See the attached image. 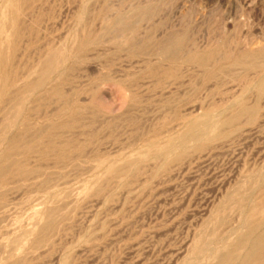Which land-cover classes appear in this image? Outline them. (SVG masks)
I'll return each mask as SVG.
<instances>
[{
  "label": "rangeland",
  "instance_id": "374dc122",
  "mask_svg": "<svg viewBox=\"0 0 264 264\" xmlns=\"http://www.w3.org/2000/svg\"><path fill=\"white\" fill-rule=\"evenodd\" d=\"M27 1L17 0L22 32L15 38L7 0H0V48L6 50L0 52L13 55L17 87L35 79L48 47L64 53L66 65L50 80L63 81L66 103L34 87L23 90L20 105L0 98V163L16 133L31 139L49 130L53 135L45 133L44 140L59 149L69 142V152L61 159L54 150L43 157L39 143L33 154L12 153L19 167L39 172L20 176L12 166L0 178V264H199L193 252L199 235L212 239L209 249L235 244L239 233L233 229H244L241 210L231 202L224 211L214 209L229 192L259 194L264 187V88L253 87L264 73V0ZM174 45L179 49L168 51ZM237 55L244 61L237 63ZM242 99L258 106L253 118L223 123ZM56 111H62L59 118ZM201 122L215 123L203 135L204 145L190 140L189 148H177L179 157H156ZM47 221L51 227L43 231Z\"/></svg>",
  "mask_w": 264,
  "mask_h": 264
},
{
  "label": "bare ground",
  "instance_id": "6f19581e",
  "mask_svg": "<svg viewBox=\"0 0 264 264\" xmlns=\"http://www.w3.org/2000/svg\"><path fill=\"white\" fill-rule=\"evenodd\" d=\"M133 1V0H132ZM26 2H28L27 0H26ZM87 2V1H86ZM79 3V2H78ZM66 4V3H65ZM23 5H25V4H23ZM7 6L9 7V10H10V13H11V21L13 22V27H14V32H13V36L16 38V37H18L20 34H21V23L19 22V10H20V6H19V4H18V2H17V0H7ZM88 6V5H87ZM146 6H148V5H146ZM1 7V6H0ZM35 7V6H34ZM96 8V7H95ZM143 8H146V7H142V9ZM153 8V7H152ZM1 9V8H0ZM2 10L4 11V9L2 8ZM6 10H7V8H6ZM141 10V9H140ZM148 10H149V6H148ZM8 11V10H7ZM138 11H139V8H138ZM137 11V12H138ZM154 11V10H153ZM135 12V11H134ZM142 12L144 13L145 12V9H143L142 10ZM6 13V12H5ZM140 13V12H139ZM150 13V12H149ZM2 14V13H1ZM77 14H78V12H77ZM133 14H135V13H132V18H134L135 17V15H137V14H135L134 16H133ZM6 16H7V13L5 14ZM10 15V14H9ZM21 15V14H20ZM88 15H89V13H88ZM141 15V14H140ZM4 16V15H3ZM80 16V15H79ZM129 16V15H128ZM2 19H3V17L2 16H0ZM83 17V16H82ZM127 16H125V18H126ZM137 17V16H136ZM21 18V17H20ZM101 18V17H100ZM138 18H140V17H138ZM144 18V17H143ZM5 19H7V17L5 18ZM5 19H4V21H5ZM107 19H108V17H107ZM123 19V18H122ZM122 19H120L121 21H122ZM9 20V19H8ZM36 20V19H35ZM126 20V19H125ZM129 20V19H128ZM127 20V21H128ZM2 22H3V20H1ZM80 21V20H79ZM113 21V20H112ZM131 21V20H130ZM134 21V20H133ZM135 21H138V20H135ZM7 22V21H6ZM5 22V23H6ZM61 22V21H60ZM81 22V21H80ZM129 22V21H128ZM11 23V22H10ZM28 23V22H27ZM0 24H1V22H0ZM73 24V23H72ZM109 24V23H108ZM111 24V23H110ZM121 24V23H120ZM125 24H126V21H125ZM131 24H133L134 25V23H131ZM130 24V25H131ZM4 25V24H3ZM3 25H1L0 26V31L1 30H4V28H3ZM114 25V24H113ZM127 25V24H126ZM129 25V24H128ZM28 26H29V24H28ZM116 26V25H115ZM104 27V26H103ZM131 27H132V25H131ZM6 28H8V27H6ZM115 28V27H114ZM134 28H136L135 27V25H134ZM112 29V28H111ZM110 29V30H111ZM33 30V29H32ZM105 30V29H104ZM136 30V29H135ZM134 30V31H135ZM38 31V30H37ZM118 31V30H117ZM128 32H129V30H127ZM127 31H125V33L127 32ZM2 32H4V31H2ZM72 32H75V31H72ZM83 32V31H82ZM105 32V31H104ZM114 33H115V31H113ZM119 32V31H118ZM122 32V31H121ZM120 32V33H121ZM124 32V31H123ZM64 33V32H63ZM77 33V32H76ZM125 33L124 34H122L124 37L126 36L125 35ZM4 34V33H3ZM72 34V33H71ZM74 34V33H73ZM111 34H112V32H111ZM126 34H128V33H126ZM129 34H130V32H129ZM129 34H128V36H127V40L129 39L128 37H130L131 36V34H130V36H129ZM8 35V34H7ZM9 35H11V34H9ZM74 35H76V34H74ZM77 35H78V33H77ZM76 35V36H77ZM2 36V35H1ZM4 36H6V34L4 35ZM13 36L11 37L10 36V38H13ZM72 36V35H71ZM87 35H85V37H86ZM100 36L102 37V35L100 34ZM112 36H113V34H112ZM134 36V35H133ZM133 36H131V37H133ZM20 37V36H19ZM63 37V36H62ZM78 37V36H77ZM77 37H75V38H77ZM82 37V36H81ZM93 37H95V36H93ZM96 37H98V36H96ZM114 38H111L112 40L113 39H115L116 37H115V34H114V36H113ZM119 37V36H118ZM123 37V38H124ZM61 38V37H60ZM74 38V39H75ZM122 37H121V39H123ZM179 38V37H178ZM7 39V38H6ZM28 39V38H27ZM78 39V38H77ZM82 39V38H81ZM86 39V40H85ZM85 39H83V43H84V41L86 42L87 41V37L85 38ZM89 39V38H88ZM101 38H99V40H100ZM133 39V38H132ZM131 38L129 39V40H131V41H133ZM174 39V42H176V44H177V41L176 40H178V39H176V38H173ZM176 39V40H175ZM1 40H3V39H1ZM0 40V41H1ZM95 40V39H94ZM99 40L97 41V42H99ZM120 40V39H119ZM119 40H116V43H118L117 41H119ZM128 40V41H129ZM134 40H135V38H134ZM180 40V39H179ZM8 41H10V40H8ZM80 41H82V40H80ZM96 41V40H95ZM95 41H92L93 43L95 42ZM169 41V40H168ZM182 41V40H181ZM2 42V41H1ZM6 42V41H5ZM13 41H11V43H12ZM27 42V41H26ZM77 42H78V40H77ZM115 42V40L113 41V43ZM120 42H121V40H120ZM119 42V43H120ZM124 41L122 40V43H123ZM173 42V43H174ZM183 42V41H182ZM18 43V42H17ZM82 43V42H81ZM90 43H91V41H90ZM118 43V44H119ZM122 43H121V45H119V46H122ZM166 43H167V41H166ZM166 43H164V44H166ZM179 43V42H178ZM7 44V43H6ZM87 44H89L88 42H87ZM100 44V43H99ZM125 45H126V42L124 43ZM135 44H136V42H135ZM139 44V43H138ZM1 45V44H0ZM9 45V44H8ZM63 45V44H62ZM79 45V44H78ZM115 45V44H114ZM178 45H180V43L178 44ZM181 45H183V43L181 44ZM222 45V44H221ZM5 46V45H4ZM66 46V45H65ZM127 46V45H126ZM7 47V46H6ZM15 47V43H13V48ZM48 47V46H47ZM82 47V46H81ZM84 47H86V45L84 46ZM124 47V46H123ZM163 47V46H162ZM181 47V46H180ZM222 47V46H221ZM8 48V47H7ZM87 48H89V47H87ZM145 48V47H144ZM4 49V48H3ZM15 49V48H14ZM59 49H62V47L61 48H59ZM64 49H65V47H64ZM68 49V48H67ZM85 49V48H84ZM83 49V51H85ZM122 49V48H121ZM139 49V48H138ZM179 49V47L177 46V45H174V48L172 47V48H170L168 51H172V52H176L177 50ZM0 50H2L1 48H0ZM32 50V49H31ZM63 50V49H62ZM75 50V49H74ZM74 50L72 51L73 53H74ZM78 50V49H77ZM130 50V49H129ZM133 50V49H132ZM135 50H137V49H135ZM166 50H167V48H166ZM212 50V49H211ZM214 50V49H213ZM261 51H263L262 49H260ZM2 51H4V50H2ZM6 51V50H5ZM4 51V52H5ZM8 51V50H7ZM11 51V50H10ZM13 51V50H12ZM44 51V50H43ZM47 52L45 53V55H44V57H42V60H41V62H39L40 63V69H38L37 71H38V73H36V75H35V73H30V74H32V75H34V76H36L35 77V79L33 78V80L31 81V82H27L26 80V84H24V83H21L22 85L24 84V86H22V87H17L18 85H16V70L14 69L15 67H13L14 65H12L13 63H12V58H13V55H8L9 54V52H8V54H3V53H1L0 52V98L2 99V100H6V101H11V102H13V104H14V102L15 103H17V104H21V101L23 100V98H22V96H21V93L23 92V90H25L27 87H34V88H36V89H45V91H44V93H45V96L46 97H56L57 99H59L61 102V104H65L66 103V96H65V93H64V91L62 90V84L61 83H63V81L61 82L60 80L59 81H57V80H55L54 82H52L51 80H50V77H51V75L53 74V73H57L58 71L57 70H59V67H60V65L63 63L62 62V60L64 61V59H65V56H64V59H62V55H61V51H58V50H56L54 47H48V50H46ZM69 51H71V50H69L68 49V53H69ZM76 51V50H75ZM246 51H248V53H249V50H246ZM246 51H244L245 53H246ZM30 51H28V53H29ZM35 52V51H34ZM71 52V53H72ZM77 52V51H76ZM160 52H161V50H160ZM257 52V51H256ZM16 52H14V54H15ZM20 53V52H19ZM71 53H70V57H68V58H71ZM84 53V52H83ZM135 53V52H134ZM168 53V52H167ZM179 53V52H178ZM195 53V52H194ZM198 53V52H197ZM13 54V53H12ZM66 54V53H65ZM80 54H82V53H80ZM80 54L78 55V56H80ZM163 53H161V55H162ZM180 54V53H179ZM204 54V53H203ZM208 54V53H207ZM243 54V53H242ZM175 56H176V54H174ZM173 55V56H174ZM191 55V54H190ZM192 55H193V53H192ZM191 55V56H192ZM244 55V57L243 58H245V54H243ZM247 55V54H246ZM18 56V55H17ZM82 56V55H81ZM165 56H167V55H165ZM178 56V55H177ZM188 56V55H187ZM239 56V57H238ZM28 57V56H27ZM36 57V56H35ZM73 57V56H72ZM168 57V56H167ZM180 57V56H179ZM193 57V56H192ZM191 57V58H192ZM199 57H200V55H199ZM202 57V56H201ZM250 57V56H249ZM31 58V57H30ZM40 58V57H39ZM68 58H66V60L65 61H67L68 60ZM173 58V57H172ZM243 58H240V55H237V58H234V59H236V62L238 63V62H241V61H244L243 60ZM250 58H252V57H250ZM254 58V57H253ZM41 59V58H40ZM74 59V58H73ZM79 59H81L80 57H79ZM78 59V60H79ZM167 59V58H166ZM174 59V58H173ZM177 60H178V58H176ZM187 60H188V58H186ZM193 59V58H192ZM209 59V58H208ZM213 59V58H212ZM255 59H256V57H255ZM191 60V59H190ZM205 60V59H204ZM210 61V60H209ZM209 61L206 63V65L209 63ZM69 61H67V63H68ZM192 62V61H191ZM65 63V62H64ZM63 63V64H64ZM63 64H62V66H63ZM172 64H173V62H172ZM199 64H200V62H199ZM24 65V64H23ZM65 65H66V63H65ZM175 65V64H174ZM22 66V65H21ZM28 66V65H27ZM210 66V65H209ZM222 67V66H221ZM61 68V67H60ZM37 69V68H36ZM136 69V68H135ZM77 70V69H76ZM33 71V70H32ZM55 71H57V72H55ZM120 71V70H119ZM153 71V69L151 70V72ZM20 72V71H19ZM160 72V71H159ZM63 73V72H62ZM153 73V72H152ZM54 74V75H55ZM130 74V73H129ZM128 74V75H129ZM154 74V73H153ZM32 75H30V76H32ZM58 75V74H57ZM56 75V76H57ZM18 76V75H17ZM55 76V77H56ZM59 76V75H58ZM63 76H65L64 74H63ZM33 77V76H32ZM52 77H53V75H52ZM55 77H53V78H55ZM101 77V76H100ZM57 78V77H56ZM107 78V77H106ZM163 78V77H162ZM28 79H30V78H28ZM63 79V78H62ZM67 79V78H66ZM65 79V80H66ZM257 79V81H256V84L253 86V87H257L256 89H258V90H256V91H261V90H263V88H264V73L262 72V74H259L258 75V77L256 78ZM31 80V79H30ZM29 80V81H30ZM65 80H64V82H65ZM107 80V79H106ZM52 83H51V82ZM17 82H18V80H17ZM251 82V81H250ZM249 82V83H250ZM75 83V82H74ZM253 83H255L254 81H253ZM64 84V83H63ZM66 84V83H65ZM250 85V84H249ZM95 86H97V85H95ZM94 86V87H95ZM130 86V85H129ZM134 86V85H133ZM72 87V86H71ZM101 87V86H100ZM247 87V86H246ZM97 88V87H96ZM250 89V88H249ZM252 89H254V88H252ZM66 90V89H65ZM144 90V89H143ZM247 90H248V88H247ZM42 91V90H41ZM244 91H246V88H245V90ZM250 91V90H249ZM36 92V91H35ZM34 92V93H35ZM37 92H40V91H37ZM247 92V91H246ZM40 93H43V92H40ZM44 93L42 94V95H44ZM125 93V92H124ZM247 93H249V92H247ZM24 94V93H23ZM32 94V93H31ZM37 94V93H36ZM39 94V93H38ZM244 94V93H243ZM33 95H35V94H33ZM242 95V94H241ZM246 95H248V94H246ZM36 96V95H35ZM41 96V95H40ZM45 96H43V97H45ZM67 96H69V94L67 95ZM30 98V97H29ZM40 98V97H39ZM42 98V97H41ZM238 98H240V97H238ZM237 98V99H238ZM241 98H242V96H241ZM240 98V99H241ZM245 98V97H244ZM22 99V100H21ZM43 99V98H42ZM45 99V98H44ZM48 99H51V98H48ZM25 100V99H24ZM54 100V99H53ZM59 100H58V103H59ZM71 100H72V98H71ZM243 100V99H242ZM5 101V102H6ZM8 102V103H9ZM31 102V101H30ZM95 102V101H94ZM236 102V105H238L237 107H233V105H235V103L232 105V106H228V107H233L234 109L231 111L232 113L231 114H229V115H227L226 117H224L223 119H222V122L223 123H233V122H235L236 120H238L240 117H242V116H244V115H248L250 118L252 117V116H254L255 115V113H256V110L258 109L257 107L258 106H255L254 104V106H252V105H248L247 103H246V100H243V102H240L239 100H238V102H240L239 104H238V102L237 101H235ZM4 104V103H3ZM6 104V103H5ZM16 104V105H17ZM27 104V103H26ZM30 103L28 102V105H29ZM7 105V104H6ZM25 105V104H24ZM62 105V106H63ZM72 105H73V103H72ZM5 106V105H4ZM26 106V105H25ZM59 106H61V105H59ZM71 106V105H70ZM29 107V106H28ZM80 107V106H79ZM21 108V107H20ZM27 108V107H26ZM56 108H58V107H55V109ZM62 108V107H61ZM226 108V109H225ZM224 109L227 111V107H225ZM28 109V108H27ZM27 109H25V110H27ZM32 109V108H31ZM66 109V108H65ZM71 109H73V108H71ZM9 110V109H8ZM11 110V109H10ZM9 110V111H10ZM17 110V109H16ZM29 110V109H28ZM40 110V109H39ZM70 110V109H69ZM69 110H65V111H67L66 113H65V115L66 114H68L69 112ZM75 110H77L78 111V109H75ZM223 110V109H222ZM5 111H7V110H5ZM22 111V110H21ZM20 111V112H21ZM64 111V112H65ZM72 111H74V110H71L70 112H72ZM226 111H224V112H226ZM14 112V111H13ZM19 112V111H18ZM49 112V111H48ZM58 111H56V114H58L57 113ZM62 112V111H61ZM60 112V113H61ZM210 112V111H209ZM222 112V111H221ZM9 113V112H8ZM27 113V112H26ZM43 113V112H42ZM41 113V114H42ZM60 113L58 114L59 116H58V118L60 117ZM216 113V112H215ZM6 114V113H5ZM4 114V115H5ZM20 114H23V113H20ZM25 114V113H24ZM36 114V113H35ZM74 114H76V112L74 113ZM217 114V113H216ZM218 114L220 115V113L218 112ZM222 114V113H221ZM26 115V114H25ZM42 115H44V114H42ZM62 115L63 114H61V117H62ZM64 115V116H65ZM211 115V117H212V114H210ZM202 116H204V114H202ZM201 116V117H202ZM22 117H24L25 118V116H22ZM26 117H28V116H26ZM40 117V116H39ZM99 117V116H98ZM205 117V116H204ZM216 117V116H215ZM218 117V116H217ZM216 117V118H217ZM18 118V117H17ZM57 118V117H56ZM75 118V117H74ZM195 118V117H194ZM198 118V117H197ZM221 118H222V115H221ZM253 118V117H252ZM251 118V119H252ZM23 119V118H22ZM77 120H78V118H76ZM212 119H213V117H212ZM212 119H210L209 121H211V122H213V121H215L216 122V120H212ZM219 118H217V120H218ZM58 120V119H57ZM74 120V119H73ZM77 120H76V122H77ZM204 120H205V118H204ZM6 121V120H5ZM13 121V120H12ZM72 121V120H71ZM192 121V120H191ZM11 122V121H10ZM16 122V121H15ZM18 122V121H17ZM189 122V121H188ZM187 122V123H188ZM200 122V121H199ZM208 122V121H207ZM207 122H201V123H197V124H192L191 126H189L188 127V129L185 131V133L178 139V138H176V137H174V139L176 138V139H178V140H176V142H168L165 146H163L158 152H157V155H156V157H158V158H160V157H162V158H166V157H168V155L170 154V153H172V154H175L176 155V157H179L181 154H180V152H178V153H176L177 152V148H178V150H179V148H181L182 150L185 148V146H187V142H189L190 140H192V141H195V142H193V144L194 143H196V145H197V147H200V146H202V145H204L205 144V142L203 143V140H202V137H203V135L204 134H207L206 133V131H210V130H208V129H210L211 128V126L212 125H214V124H212L211 122H209V123H207ZM219 122V121H218ZM8 123V122H7ZM190 123V122H189ZM9 124V123H8ZM12 124H13V122H12ZM15 124H17L18 125V123H15ZM76 123H74L73 125H75ZM209 124H212L211 126H209ZM14 125V124H13ZM19 125H20V122H19ZM64 125V124H63ZM72 125V124H71ZM3 126V125H2ZM10 126H11V124H10ZM40 126V125H39ZM60 126H61V124H60ZM68 126H70V125H68ZM30 127H32V126H30ZM29 127V128H30ZM38 127V126H37ZM5 128V127H4ZM4 128H3V130H4ZM11 128V127H10ZM15 128V127H14ZM28 128V127H27ZM40 128V127H39ZM44 128V127H43ZM60 128H62V127H60ZM64 128V127H63ZM65 128H66V126H65ZM71 128H72V126H71ZM215 128V127H214ZM8 129H9V127H8ZM13 129V128H12ZM24 129V128H23ZM32 129V128H31ZM53 129V128H52ZM69 129V128H68ZM186 129V128H185ZM7 130V129H6ZM17 130V129H16ZM15 130V131H16ZM36 130V129H35ZM62 130V129H61ZM214 130V129H213ZM227 130V129H226ZM9 131V130H8ZM8 131H7V133H8ZM13 131H14V129H13ZM28 131V130H27ZM3 132V131H2ZM5 132V131H4ZM9 132H11L12 133V131H9ZM57 132V131H56ZM182 132V131H181ZM11 133H9V135L11 134ZM15 133V132H14ZM31 133V132H30ZM45 133L50 137V133L52 134V132H49V130L47 131V130H45V129H43L41 132H39V133H36V135L35 136H33V138H31V139H26V137H25V139L23 138V137H21L20 135H13L11 138H10V136H9V138H10V142H9V146H8V149H7V152H5V154H4V156H3V160H2V162L0 163V178H2L3 176H8V174L10 173V171H11V169H12V166H14V168H13V170L15 169V170H17L18 172H19V175H20V173H23V174H28L29 172V175L31 174V173H37V172H39V171H33V172H31V168H29V170L28 169H25V168H21V167H19L18 166V164L19 163H17L18 161L16 160L17 158H15V160L17 161V162H15L14 160H12L11 159V155H13V154H15V150H20V151H22V153L23 154H29V153H31V151L34 149V148H36V146L39 144V143H43V145H44V150L42 151V156L43 157H45V156H47L49 153H50V151L51 150H54V152H56L57 154H55V155H58V157L61 159V158H63L64 156V152H69V146L67 147L68 148V151H65V149H66V146L65 145H67L69 142H67V144H65L64 145V143H66V142H61L64 146L62 147V149L60 148H58V144H57V142H54V140H51V139H49V140H44V138H46V137H43V135H45ZM53 133H55V132H53ZM20 134H22L23 135V133H20ZM32 134H34V133H32ZM220 134V133H219ZM223 134V133H222ZM225 134V133H224ZM5 135H6V133H5ZM53 135V134H52ZM59 135V134H58ZM2 136V135H1ZM7 136V137H8ZM31 136V135H30ZM47 136V137H48ZM206 136V135H205ZM29 137V136H28ZM57 137H59V136H57ZM1 139V138H0ZM2 139H3V137H2ZM56 140V139H55ZM69 140V139H68ZM171 140H173V139H171ZM1 141V140H0ZM59 141H63V140H59ZM64 141H66V140H64ZM173 141H175V140H173ZM2 142H5V140L3 141L2 140ZM7 142V141H6ZM6 142H5V145H6ZM71 142V141H70ZM73 142V141H72ZM160 142V141H159ZM191 142V141H190ZM189 142V143H190ZM60 143V142H59ZM155 143H156V141H155ZM155 143H152V144H155ZM71 144H73V143H71ZM3 145V144H2ZM59 145H61V144H59ZM164 145V144H163ZM195 145V144H194ZM75 146V145H74ZM152 146V145H151ZM189 146H191V145H189ZM189 146H187L188 148H189ZM3 147V146H2ZM4 147H6V146H4ZM70 147H71V145H70ZM76 147V146H75ZM160 147V146H159ZM59 150H58V149ZM73 148L74 147H72V151L71 152H73ZM75 149V148H74ZM199 149V148H198ZM2 150V149H1ZM0 150V154H1V151ZM39 150V149H38ZM188 150V149H187ZM200 150V149H199ZM201 150H202V148H201ZM35 151V150H34ZM34 151H32L33 153H34ZM14 152V153H13ZM17 152H19V151H17ZM53 152V151H52ZM53 152V153H54ZM70 152V153H71ZM3 153V152H2ZM13 153V154H12ZM21 153V154H22ZM33 153H31V154H33ZM36 153V152H35ZM70 153H68V154H70ZM68 154H66V155H68ZM65 155V156H66ZM14 156V155H13ZM50 156H53V155H50ZM69 156V155H68ZM185 156V155H184ZM33 157V156H32ZM36 157V156H35ZM55 157V156H54ZM57 157V158H58ZM133 157V156H132ZM143 157V156H142ZM2 158V157H1ZM1 158H0V160H1ZM146 159H148V158H145V160ZM152 160L154 159V157H152L151 158ZM167 159V158H166ZM59 160V159H58ZM65 160H68V158L66 157V159ZM21 161V160H20ZM158 161H159V159H158ZM157 161V162H158ZM164 162H161V165H164V164H162V163H166L165 162V159L163 160ZM26 162V161H25ZM58 162V161H57ZM63 162V161H62ZM61 162V163H62ZM132 162V161H131ZM138 162H140V161H138ZM156 162V163H157ZM160 162V161H159ZM22 163V162H21ZM141 163H143L142 161H141ZM140 163V164H141ZM31 164V163H30ZM59 164V163H58ZM138 164V163H137ZM21 165V164H20ZM25 165V164H24ZM24 165H22V166H24ZM131 165V164H130ZM61 166V165H60ZM63 166V165H62ZM110 166V165H109ZM134 166V165H133ZM25 167H26V165H25ZM114 167V166H113ZM39 168V167H38ZM131 168V167H130ZM141 168V167H140ZM40 169V168H39ZM133 169H134V167H133ZM13 170H12V172H13ZM137 170H139V169H137ZM262 171V170H261ZM15 172V171H14ZM112 172L114 173V174H118L119 172H120V169L118 168V167H114V168H112ZM133 172V171H132ZM139 172V171H138ZM264 172V171H263ZM65 173V172H64ZM137 173V172H136ZM260 173V172H259ZM18 174V173H17ZM135 174V173H134ZM264 174V173H263ZM262 174V175H263ZM15 176H17L16 174H14ZM22 175V174H21ZM20 175V176H21ZM136 175V174H135ZM134 175V176H135ZM258 175V174H257ZM261 175V174H260ZM12 176V175H11ZM26 176V175H25ZM238 176V175H237ZM264 176V175H263ZM114 177V176H113ZM130 177V176H129ZM260 178V177H259ZM3 179V178H2ZM118 179V178H117ZM124 179V178H123ZM264 179V178H263ZM244 180V179H243ZM250 181H251V179H249ZM260 180H262V178H260ZM260 180H259V182H260ZM0 181H1V179H0ZM3 181V180H2ZM124 181V180H123ZM242 181V180H241ZM258 182V183H259ZM13 183V182H12ZM11 183V184H12ZM119 183H120V181H119ZM261 183V182H260ZM259 183V184H260ZM232 184V183H231ZM240 185V184H239ZM260 186V185H259ZM258 186V187H259ZM12 188V187H11ZM262 189H261V193H259V194H257L258 193V190L256 191V189H254V191L253 190H251L250 191V193L248 192V191H239L238 189L235 191V193L234 192H232V190H231V192L232 193H230L229 192V194H227L226 195V197H225V199H223V201H221V204L217 207V209L215 208H213L214 210H216L217 211V213H219V212H221V211H224L225 209H226V207H227V204H229V202H231L234 206H238L239 207V209L241 210V214H240V217H241V220H242V226H244V229H243V231H238L239 229V227L237 228L236 227V230L235 229H233L236 233H239V237H238V239H237V241H236V243L235 244H233L232 246H230V247H228V245H225L224 243V245H223V247L221 246V247H211L210 249H209V243H211L212 242V239H211V241H208L209 239H206V238H204V237H201L200 235H199V239L197 240V242H196V244H195V246H194V248H193V252L194 253H196V255L197 256H200V261H201V263H199V264H264V187H261ZM18 189V188H17ZM260 190V189H259ZM233 191H234V189H233ZM0 197H2V196H0ZM4 198V197H3ZM3 200V199H2ZM1 200V201H2ZM222 200V199H221ZM214 203V202H213ZM211 204V203H210ZM204 206V205H203ZM205 210V209H204ZM230 213V212H229ZM226 215H228V214H226ZM210 217V216H209ZM215 218V217H214ZM223 218V217H222ZM56 219V218H55ZM210 219H212L213 220V218H211L210 217ZM216 220V219H215ZM236 220V219H235ZM51 221V220H50ZM50 221H47L46 222V224L44 225V227H43V231H46V230H48L50 227H51V222ZM209 221V220H208ZM240 221V220H239ZM214 222H216V221H214ZM218 222V221H217ZM213 223V222H212ZM211 224V223H210ZM215 224V223H214ZM212 225V226H215V225ZM204 225H206V222H205V224ZM241 225V223L239 224V226ZM207 226H209V223H207ZM54 227V226H53ZM213 228V227H212ZM212 228H210L211 230H212ZM205 229H207V228H205ZM209 229V228H208ZM217 229V228H216ZM238 229V230H237ZM211 230H210V232H211ZM31 231H33V230H31ZM232 231V230H231ZM230 231V232H231ZM234 231H232V233L234 234L235 232ZM42 233V232H41ZM223 233H226V232H223ZM227 233H228V231H227ZM29 234H30V232H29ZM199 234H200V232H199ZM221 234H222V231H221ZM229 234V233H228ZM232 234V235H233ZM198 235V234H197ZM208 235V234H207ZM225 235V234H224ZM224 235H223V237H224ZM231 234H229V236H230ZM191 236V235H190ZM219 237H220V235H219ZM227 237V236H226ZM16 238V237H15ZM14 238V239H15ZM218 238V237H217ZM228 238V237H227ZM227 238H226V240H227ZM215 239V238H214ZM213 239V240H214ZM220 239V238H219ZM219 239H215L214 241H216V240H219ZM230 240V239H229ZM12 241H16V239L15 240H12ZM20 241V240H19ZM220 242H221V240H219ZM218 241V242H219ZM228 241V240H227ZM7 242V241H6ZM194 242V241H193ZM217 242V243H218ZM222 242H223V240H222ZM224 242H225V240H224ZM14 243L15 242H13V246H14ZM17 243V242H16ZM10 244V243H9ZM190 244V243H189ZM212 244V243H211ZM222 244V243H221ZM220 244V245H221ZM193 245V244H192ZM220 245H218V246H220ZM11 246V245H10ZM212 246V245H211ZM217 246V245H216ZM190 247H191V245H190ZM13 248V247H12ZM12 248L10 247V250H12ZM9 250V249H8ZM9 250V251H10ZM209 250V251H208ZM1 251V250H0ZM8 251V252H9ZM13 251V250H12ZM11 252V251H10ZM10 252H9V254H10ZM12 256H15L16 257V255H12ZM192 256V255H191ZM197 256H195V258H197ZM189 259H190V257H188ZM195 258H192V259H195ZM188 259V260H189ZM186 260V259H185ZM195 260H197V259H195ZM189 261H191V260H189ZM198 261V260H197ZM197 261H195V262H197ZM188 262V261H187ZM193 262V261H192ZM186 262H184V264H185ZM12 264H18V262H14V263H12ZM186 264H188V263H186ZM191 264V263H190ZM193 264H195L194 262H193Z\"/></svg>",
  "mask_w": 264,
  "mask_h": 264
}]
</instances>
